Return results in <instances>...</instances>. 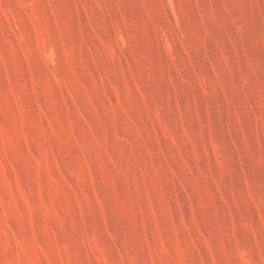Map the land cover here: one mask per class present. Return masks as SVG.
<instances>
[{
    "label": "rangeland",
    "instance_id": "rangeland-1",
    "mask_svg": "<svg viewBox=\"0 0 264 264\" xmlns=\"http://www.w3.org/2000/svg\"><path fill=\"white\" fill-rule=\"evenodd\" d=\"M0 264H264V0H0Z\"/></svg>",
    "mask_w": 264,
    "mask_h": 264
}]
</instances>
